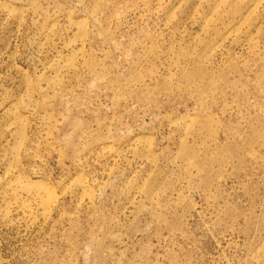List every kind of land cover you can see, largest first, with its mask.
Segmentation results:
<instances>
[{"label": "rangeland", "instance_id": "obj_1", "mask_svg": "<svg viewBox=\"0 0 264 264\" xmlns=\"http://www.w3.org/2000/svg\"><path fill=\"white\" fill-rule=\"evenodd\" d=\"M0 264H264V0H0Z\"/></svg>", "mask_w": 264, "mask_h": 264}]
</instances>
